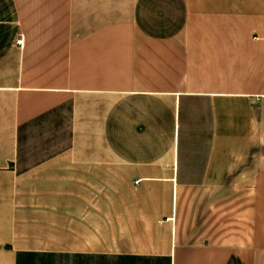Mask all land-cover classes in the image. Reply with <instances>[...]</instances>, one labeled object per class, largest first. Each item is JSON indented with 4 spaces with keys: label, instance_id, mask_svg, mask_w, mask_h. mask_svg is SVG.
<instances>
[{
    "label": "crops",
    "instance_id": "crops-1",
    "mask_svg": "<svg viewBox=\"0 0 264 264\" xmlns=\"http://www.w3.org/2000/svg\"><path fill=\"white\" fill-rule=\"evenodd\" d=\"M0 264H264V0H0Z\"/></svg>",
    "mask_w": 264,
    "mask_h": 264
}]
</instances>
